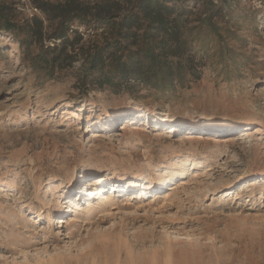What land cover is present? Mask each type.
<instances>
[{"label": "rangeland", "instance_id": "rangeland-1", "mask_svg": "<svg viewBox=\"0 0 264 264\" xmlns=\"http://www.w3.org/2000/svg\"><path fill=\"white\" fill-rule=\"evenodd\" d=\"M230 8L226 63L169 94L31 68L0 33V264H264V0Z\"/></svg>", "mask_w": 264, "mask_h": 264}, {"label": "trees", "instance_id": "trees-1", "mask_svg": "<svg viewBox=\"0 0 264 264\" xmlns=\"http://www.w3.org/2000/svg\"><path fill=\"white\" fill-rule=\"evenodd\" d=\"M230 1L33 0L40 16L18 24L12 0L0 2V33L18 39L31 68L63 70L78 62L83 85L89 78V85L114 94L131 95L135 88L169 94L200 79L206 55L226 63ZM75 24L93 30L94 37L84 41L71 30ZM53 40L60 42L46 46Z\"/></svg>", "mask_w": 264, "mask_h": 264}, {"label": "built area", "instance_id": "built-area-1", "mask_svg": "<svg viewBox=\"0 0 264 264\" xmlns=\"http://www.w3.org/2000/svg\"><path fill=\"white\" fill-rule=\"evenodd\" d=\"M14 8L19 13L24 14L25 16H28L29 18H32L33 16L40 15L39 10L33 5V0H14ZM75 28L72 27V31ZM77 30V29H76ZM79 32L82 30L81 28L78 29ZM71 32V31H70ZM60 40H53L50 42H47L46 44L50 47H53L54 45L58 44Z\"/></svg>", "mask_w": 264, "mask_h": 264}, {"label": "bare ground", "instance_id": "bare-ground-1", "mask_svg": "<svg viewBox=\"0 0 264 264\" xmlns=\"http://www.w3.org/2000/svg\"><path fill=\"white\" fill-rule=\"evenodd\" d=\"M203 124V123H202ZM200 125L201 124H198V125H194L195 127H197V126H199L200 127ZM223 126V125H222ZM226 126V125H225ZM224 127V126H223ZM229 127H237L236 125H234V124H231V125H229ZM97 136V134H94V136H93V138L94 137H96ZM197 176V175H196ZM194 177V176H193ZM131 183H133V182H131ZM163 185V184H162ZM182 185H184V182H183V184ZM128 186H130V184H128L126 187L127 188H129ZM135 182H134V185L133 186H130V188L132 187V189L133 188H135ZM167 186V185H166ZM111 187V190H112V194H111V196H109L108 198H105L106 200L105 201H107V204L110 206V207H114V205H115V203L110 199V197H112V195H114L115 194V191H114V185H112V186H110ZM137 188V187H136ZM122 189H124L123 187H122ZM151 189H154V187L152 188V185L150 186H148V187H145V186H143V190H148V191H150V192H153L154 190H151ZM162 189H164V187H160L159 188V190H162ZM99 192L100 191H104V188H100L99 190H98ZM110 191V190H109ZM131 192V191H130ZM142 192V194H147L146 192L147 191H141ZM140 192V193H141ZM134 193V192H133ZM136 194H138V193H136ZM134 195L135 196V198H138V196L137 195ZM140 198H142V197H140ZM126 201V200H125ZM59 202V201H58Z\"/></svg>", "mask_w": 264, "mask_h": 264}]
</instances>
